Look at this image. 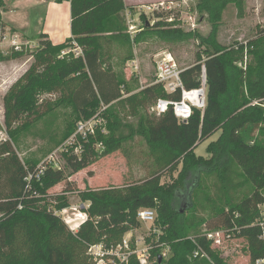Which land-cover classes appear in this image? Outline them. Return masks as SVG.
<instances>
[{"label": "trees", "instance_id": "16d2710c", "mask_svg": "<svg viewBox=\"0 0 264 264\" xmlns=\"http://www.w3.org/2000/svg\"><path fill=\"white\" fill-rule=\"evenodd\" d=\"M68 1L71 38L53 44L42 33L35 38L38 45L33 50L0 54V62L25 56L34 59L4 98L5 124L10 133L16 123L28 127L33 120L26 118L41 117L52 109L49 106L43 110L40 96L60 92L59 103L70 102L78 120L90 118L102 104L109 105L104 115L110 136L98 132L90 143H84L79 154L72 147L65 154V165L59 168L44 163L41 169L34 162H22L9 142L0 146V177L5 175L8 187L0 195V263L92 264L87 253L89 244L120 240L126 231L140 226L137 212L141 208L157 211L156 225L163 231L158 243L170 248L167 259L157 257L152 264H213L207 258L193 256L198 248L216 264H225L217 249L201 236L205 228H224L245 237L251 261L263 257L264 241L256 223L260 217L258 207L264 203V29L237 46L223 44L219 39L223 12L232 4L242 12L244 0H200L198 11L210 18L211 30L207 34L172 28L168 22L171 26L158 32L167 42L199 40L197 59L183 67L182 77L187 88L199 86L202 62L205 63L207 106L203 112L196 109L187 122H181L169 111L154 119L140 116L136 126L124 120L115 110V103L137 115L148 101L155 102L167 94L156 84L124 97V80L113 68L104 66L99 37L130 38L125 33V0ZM73 42L82 48L83 56L58 58ZM245 53L251 55L246 69L240 65ZM124 91L131 92L126 85ZM75 128L69 130L66 138ZM218 130L221 133L209 144L208 155H197V144ZM136 136L143 137L152 148L171 154V163H165L162 171L138 183L80 191L82 200L90 201L88 220L73 232L55 213L69 206L68 198L56 196L51 208L48 190ZM97 141L104 143V150H96L93 144ZM179 164L183 185H164L161 178L165 170ZM214 173L217 191L212 196V215L205 218L198 215L195 189L201 188L205 177ZM210 219L217 221L211 224ZM194 236L195 240L191 239ZM159 252L160 248H154V254Z\"/></svg>", "mask_w": 264, "mask_h": 264}, {"label": "rangeland", "instance_id": "374dc122", "mask_svg": "<svg viewBox=\"0 0 264 264\" xmlns=\"http://www.w3.org/2000/svg\"><path fill=\"white\" fill-rule=\"evenodd\" d=\"M128 1L131 6L127 7L125 13L130 12L131 17L140 24L134 37H131L127 28L125 33L127 32L126 34L130 36L129 41L124 37L102 35L99 37L98 42L104 66H110L114 71H117L129 91H135L141 85L149 84L154 80L155 54L158 52L165 50L172 52L181 67L191 65L196 61V54L199 50L198 39L194 38L182 42H167L163 40L159 37L158 32L171 26L167 25L169 22L164 19V16L159 15L164 12L151 13L143 4H132L143 0ZM162 1H174L177 5L176 10H180L178 14H180L182 19H177L174 22L177 25L175 27L185 31L196 30L202 34H207L211 30L209 15L199 12L197 9L200 0ZM4 5H6V0H0V8ZM242 8L243 11L239 13L236 6L232 4L223 12V16L219 20V39L223 44L237 46L253 39L260 30L264 29V0H244ZM190 17H193L192 20H190ZM160 22L162 24H159ZM192 23H194L195 27H193ZM70 37L71 33L69 31L68 36L59 38V44L64 43ZM23 40L27 41L26 39ZM32 43L38 44V42ZM58 58L60 57L58 56ZM20 59L28 60L29 67L34 61L31 56H25ZM134 60L138 63V68L132 65ZM250 61L251 55L245 53L244 61L240 65H243L246 69ZM19 79L8 80L0 77V146L5 142H9L18 153L22 162H34L39 168L44 163H52L55 168L63 167L65 165V154L72 148L68 143L70 136L68 138L66 136L69 130L74 126L76 127L80 121L77 119L74 106L70 102L59 103V99L62 96L60 92L44 93L40 96V104H42L43 110L46 108L48 110L49 106L52 109L41 117L35 115L26 118L27 120H33L26 128H22L19 123H16L11 128L12 133H10L5 124L6 107L4 98ZM141 80L143 81L142 83ZM125 85L122 86L123 89H125ZM46 102H49L48 107ZM153 103V101H148L144 108H139V114L137 115H133L130 109L125 108L122 104L115 103L114 107L126 122L136 126L140 116L151 119L157 118L150 111ZM220 133L221 130H218L197 144L195 153L207 156L209 144L217 140ZM104 134L107 137L110 136L108 128H106V133ZM170 161L171 154L162 148H152L143 137L136 136L134 139L111 149L108 154L100 157L94 163L73 173L50 188L47 192L50 194L48 198L49 207L53 208L56 196H65L69 200L67 212L62 213V211L55 210V213L62 218L64 216L73 217L74 213L77 212L76 208H80L82 205L83 208H86L90 204V201L82 200L79 195L80 191L85 190L87 187L99 189L123 187L138 183L152 176L154 172L162 171L164 164H170ZM181 168L182 164H179L174 165L167 171L165 170V173L163 171L161 182L166 186H182L183 182L179 177ZM216 182L217 179L214 173L205 177L201 188L195 189L198 199H194V203L197 202L198 215L205 218H210L212 215V206H214L212 196L217 191L214 186ZM7 190L5 175H1L0 195ZM261 193L264 194V189H261ZM215 221L217 220L210 219L211 224L215 223ZM222 242L217 251L225 264H256V262L253 263L251 261L249 244L245 237L227 233Z\"/></svg>", "mask_w": 264, "mask_h": 264}, {"label": "built area", "instance_id": "2783aa9c", "mask_svg": "<svg viewBox=\"0 0 264 264\" xmlns=\"http://www.w3.org/2000/svg\"><path fill=\"white\" fill-rule=\"evenodd\" d=\"M145 7L151 13L164 12L163 14H165L164 17H166V21L173 24V27L177 26L174 24L177 19H182L180 14H178L180 10H176L177 5L174 1H158L145 5ZM126 16L128 33L133 38L140 24L131 17L130 12H127ZM192 18L190 17V20H192ZM192 25L195 27L194 23H192ZM73 44L75 48L63 50L62 55L70 52H74L76 56L83 55L82 48L78 46L76 42H73ZM36 46L37 44H33L31 41H24L16 33L11 32L6 26H3L2 21H0V54H8L11 51L27 52L28 50H33ZM132 65L138 68V63L135 60L134 64L132 62ZM183 70L184 68L179 65L172 52L168 50L158 52L155 54L154 80L149 84L141 85L140 88L133 92L125 93L123 89V96L125 97L128 94L142 91L148 86L158 84L162 87V90L167 96L158 98L152 104L150 108L151 113L160 117L172 111L178 120L187 122L196 109H200L203 112L207 106V71L205 63L202 62L199 86L187 88L182 77ZM142 82L141 80V83ZM108 107L109 105L102 104L97 113L77 123L75 131L68 138V143L73 147V151L76 154L82 152L84 143H90L92 139L97 137L98 132L103 134L106 133L107 118L104 113ZM93 146L96 150L100 151L105 148L102 141L94 142ZM41 166V169H43L44 164ZM89 206L90 204L86 208H83V205L80 206V208H76L75 210L77 212L74 213L73 217H60L73 232H76L80 226L88 220L87 208H89ZM66 209L67 207L60 211L66 213ZM259 211L260 217L256 224L261 229L259 237L264 241V204L259 205ZM137 220L140 222V226L126 231L117 242L109 244L105 241H100L89 244L87 253L92 264H132L133 262H138L139 264H152L157 257L161 258V260L167 259L169 257L170 248L168 246L165 247V243H158L163 235V231L156 225L157 211L153 208H141L137 212ZM227 233L230 235V231L224 228H205L201 236L211 242L212 248L217 249L223 243L222 241ZM195 238V236L191 237L193 240H195ZM156 247L160 248L158 255L153 253ZM193 256L195 258H207L213 264H216L202 248L196 249ZM256 264H264V256L257 259Z\"/></svg>", "mask_w": 264, "mask_h": 264}, {"label": "crops", "instance_id": "0c3cea01", "mask_svg": "<svg viewBox=\"0 0 264 264\" xmlns=\"http://www.w3.org/2000/svg\"><path fill=\"white\" fill-rule=\"evenodd\" d=\"M158 1L162 0H143L132 4L145 6ZM125 3L127 7L131 6L128 0H125ZM0 17L2 23L11 32L27 41L38 42L35 38L42 33H45L53 44H59V38L68 36L69 31L72 37L71 4L68 0L63 2L56 0H6V5L0 8ZM74 48L75 45L72 44L66 49ZM62 52L60 58L70 54L76 58L80 57L76 56L74 52L65 53V55H62ZM28 64V60L22 59L0 62V77L8 80L21 78L29 69Z\"/></svg>", "mask_w": 264, "mask_h": 264}, {"label": "water", "instance_id": "95a60500", "mask_svg": "<svg viewBox=\"0 0 264 264\" xmlns=\"http://www.w3.org/2000/svg\"><path fill=\"white\" fill-rule=\"evenodd\" d=\"M160 260H161V258H160Z\"/></svg>", "mask_w": 264, "mask_h": 264}]
</instances>
